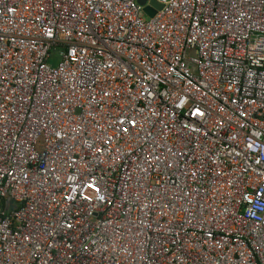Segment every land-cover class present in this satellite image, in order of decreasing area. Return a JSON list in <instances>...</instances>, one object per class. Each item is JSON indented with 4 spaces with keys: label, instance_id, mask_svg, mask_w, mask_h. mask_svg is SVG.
<instances>
[{
    "label": "built area",
    "instance_id": "2783aa9c",
    "mask_svg": "<svg viewBox=\"0 0 264 264\" xmlns=\"http://www.w3.org/2000/svg\"><path fill=\"white\" fill-rule=\"evenodd\" d=\"M156 2L0 0V264H264V0Z\"/></svg>",
    "mask_w": 264,
    "mask_h": 264
},
{
    "label": "water",
    "instance_id": "95a60500",
    "mask_svg": "<svg viewBox=\"0 0 264 264\" xmlns=\"http://www.w3.org/2000/svg\"><path fill=\"white\" fill-rule=\"evenodd\" d=\"M147 0H137V3L144 6ZM161 9V5L156 0H150L147 6H144L143 12L146 16L151 17L154 15L156 10Z\"/></svg>",
    "mask_w": 264,
    "mask_h": 264
}]
</instances>
